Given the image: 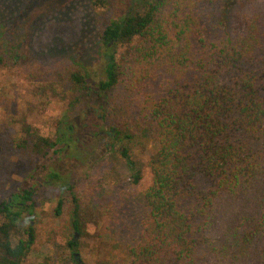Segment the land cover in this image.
I'll return each instance as SVG.
<instances>
[{
	"label": "trees",
	"instance_id": "obj_1",
	"mask_svg": "<svg viewBox=\"0 0 264 264\" xmlns=\"http://www.w3.org/2000/svg\"><path fill=\"white\" fill-rule=\"evenodd\" d=\"M27 1L0 0V66L20 67L44 96L53 74L69 101L53 136L22 121L10 137L32 168L0 202V264H51L25 261L44 188L70 196L71 253L76 232L105 220L100 185L76 189L61 159L77 154L78 169L117 151L137 184L132 153L148 141L151 184L139 194V229L123 243L128 259L117 264H264V0H34L29 15L10 20ZM84 4L109 10L98 67L34 57L35 23L57 11L60 24Z\"/></svg>",
	"mask_w": 264,
	"mask_h": 264
},
{
	"label": "rangeland",
	"instance_id": "obj_2",
	"mask_svg": "<svg viewBox=\"0 0 264 264\" xmlns=\"http://www.w3.org/2000/svg\"><path fill=\"white\" fill-rule=\"evenodd\" d=\"M64 1L60 2L61 6H67ZM35 5L34 0L20 2L18 11H12L10 20L20 22ZM74 12H70V18L64 23H56L57 11L35 23V38L31 46L33 56L47 61L55 57L71 59L95 69L100 62L98 33L108 19V7L84 4L83 9ZM1 32L0 46L3 48L7 35ZM24 75L20 67L0 66V144H3L0 151V202L17 189L32 168L29 156L15 148L10 137L20 135L22 121L32 124L41 135L53 136L56 120L68 108L69 98L63 92L62 83L55 82L53 74L45 77L50 88L45 96L38 93L39 82L27 80ZM103 147L101 145L98 151ZM155 153L154 141H148L143 150H133L136 170L141 176L137 184L132 182L131 171L117 151L107 152L100 162L78 169L75 167L82 161L77 154L69 153L68 157L61 159L62 166L65 162L71 163L68 166L74 169L73 176L78 180L76 189L81 190L86 181L100 185L102 189L95 195V204L105 208V220L98 225L87 223L82 234L76 232L78 245L71 253L67 246V240L74 235L70 225V196L57 186L42 189L36 198L32 222L35 236L25 261L34 263L48 259L51 264H75L76 259L80 264H117L121 259L126 262L128 257L122 250L123 243L139 229V218L143 213L139 194L151 184L148 162ZM58 200H62V205L56 214ZM19 235L27 237L22 230ZM72 254H76L75 259H72Z\"/></svg>",
	"mask_w": 264,
	"mask_h": 264
}]
</instances>
